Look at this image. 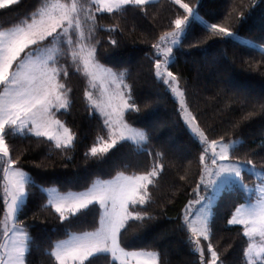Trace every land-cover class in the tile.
Returning a JSON list of instances; mask_svg holds the SVG:
<instances>
[{"label": "snow or ice", "instance_id": "6c2138e0", "mask_svg": "<svg viewBox=\"0 0 264 264\" xmlns=\"http://www.w3.org/2000/svg\"><path fill=\"white\" fill-rule=\"evenodd\" d=\"M18 2L0 0V10H11ZM151 3L152 0H44L13 27L4 29L0 25V188L3 192L0 264H27L26 254L30 252V236L19 215L30 195L26 186L34 185V181L23 170L19 157L14 158L16 139L35 137L40 143L54 142L62 150L71 148L76 139L72 130L57 118V113L61 110L66 113L72 106L69 96L72 90L66 86L72 67L87 82L84 97L92 113L98 112L103 119L104 134L85 156L103 158L119 146L147 156L149 162L142 174L97 179L81 192L62 194L56 188L41 187L40 191L47 194L45 207L54 209L59 220L69 225L86 211H99V227L79 235L68 234L69 238L56 241L47 255L54 259V264H95L99 256L105 258L106 264H158L155 252L127 251L122 247V236L130 221L143 223L155 219L148 213V206L154 203L151 189L157 187L158 178L165 172L164 154L153 153L148 148L149 132L126 121V113L140 110L133 96V85L125 83L127 70L117 73L99 63L96 46L100 40L94 35L104 29L110 35L111 45L117 46V39L111 36L117 32L122 35L124 29L119 23L105 26L99 21L106 18L105 14L118 19L132 10L146 17ZM172 3L183 9L184 14L171 19L170 30L152 43L153 74L175 99L177 114L200 149L198 180L190 193L192 198L178 217V227L187 234L191 251L198 256L197 264H223L212 243L214 204L225 186H238L249 196L257 193L254 199L235 208L228 224L242 226V237L246 238L242 264H264V169L258 171L252 160L230 155L242 141L225 142L224 136L213 138V130L201 126L199 114L190 106L186 86L170 70L176 59L173 49L182 47L194 25L210 36L247 44L259 48L261 53L264 45L241 38L222 23L209 22L198 8L182 0ZM231 15L228 12L226 19ZM98 85L101 95L95 97L93 90ZM245 107L252 110L244 119L256 114L257 104L246 101ZM258 107L264 112V103ZM245 174L256 176L259 182L249 187ZM180 179L188 180L187 170Z\"/></svg>", "mask_w": 264, "mask_h": 264}, {"label": "trees", "instance_id": "16d2710c", "mask_svg": "<svg viewBox=\"0 0 264 264\" xmlns=\"http://www.w3.org/2000/svg\"><path fill=\"white\" fill-rule=\"evenodd\" d=\"M44 0H19L11 10H0V25L4 29L13 27L20 19L31 13ZM190 7L198 8L202 17L212 23L231 27L241 38L256 45H264V0H182ZM235 9V11H233ZM232 12L227 17L228 12ZM183 9L172 0H157L147 6V16L138 10L129 11L118 19L111 17L99 21L105 26L119 23L124 29L112 34L118 45L110 43V35L100 29L95 32L97 59L117 73L127 70L125 83L133 85V96L139 112L126 113V121L133 127L149 132L148 148L164 154L165 172L152 191L154 203L148 213L155 217L145 222H129L122 236V247L126 250H144L158 254V264H197L198 256L191 251L187 234L178 224L183 206L192 198L190 193L198 180L197 161L199 146L177 114V103L164 90L153 74L151 58L152 43ZM242 14V15H241ZM95 39L92 43H95ZM198 41V43H197ZM176 57L170 70L181 77L186 86L190 106L199 114L204 128L213 130V138L224 136L225 142L242 141L230 152L236 159L252 160L257 170L264 169V112L258 105L264 103V53L247 44L210 36L198 25L191 35L174 48ZM66 86L71 88V108L61 119L75 134L71 148L57 149L54 142L40 143L37 138H18L15 141V157H19L23 170L28 172L34 185H28L30 195L19 220L27 226L30 236V252L27 264H54L47 255L52 245L69 237L70 233L94 231L99 227V211H86L71 225L60 221L58 214L47 205V194L41 187H57L61 192H79L91 187L97 179H112L118 174L129 176L142 174L149 158L136 155L128 147L110 150L103 158L85 156L104 133L103 119L93 114L84 90L85 78L70 68ZM257 104L256 114L244 119L251 108L245 102ZM20 153H23L21 156ZM188 173V180L181 176ZM256 176L245 174V183L254 187ZM3 195L0 188V196ZM255 198L244 193L238 186H228L214 204L212 243L220 254L223 264H242L246 238L242 237V226L229 225L235 208L246 200ZM0 213V220H2ZM110 259V257H109ZM95 264H106L103 256Z\"/></svg>", "mask_w": 264, "mask_h": 264}, {"label": "rangeland", "instance_id": "374dc122", "mask_svg": "<svg viewBox=\"0 0 264 264\" xmlns=\"http://www.w3.org/2000/svg\"><path fill=\"white\" fill-rule=\"evenodd\" d=\"M154 1H157V0H152V2H154ZM101 64V63H100ZM105 66V65H104ZM105 67H107V66H105ZM107 68H109V67H107ZM114 71V70H113ZM114 72H116V71H114ZM105 86H107V85H105ZM94 91V96L95 97H99L100 95H101V90H100V86L98 85L97 86V88L96 89H94L93 90ZM133 127V126H132ZM135 128V127H134ZM137 129H139V128H137ZM124 176H129V175H126V174H123ZM117 176V175H116ZM115 176V177H116ZM114 177V178H115ZM113 179V178H112ZM100 180H103V179H100ZM107 180H110V179H107ZM226 187H228V186H225L222 190H221V192H220V194L223 192V190L226 188ZM46 188H56L57 189V187H54V186H51V187H46ZM90 188V187H89ZM58 190V189H57ZM59 191V190H58ZM60 193H62V194H67V193H69V192H72V191H69V192H61V191H59ZM79 192H81V191H79ZM219 194V195H220ZM255 194V196L257 195V193H254ZM79 234H81V233H79ZM79 234H77V235H79ZM69 238V237H68ZM68 238H66V239H68ZM66 239H63V240H66ZM127 251H130V250H127ZM131 251H144V250H131ZM145 252H151V251H145ZM156 253V252H155Z\"/></svg>", "mask_w": 264, "mask_h": 264}]
</instances>
